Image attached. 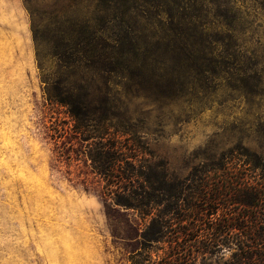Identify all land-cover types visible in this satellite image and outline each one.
<instances>
[{
  "label": "rangeland",
  "instance_id": "1",
  "mask_svg": "<svg viewBox=\"0 0 264 264\" xmlns=\"http://www.w3.org/2000/svg\"><path fill=\"white\" fill-rule=\"evenodd\" d=\"M80 1L0 0V264H141V254L159 260L169 248L153 241L160 230L154 220L165 206L154 205L151 216L143 218L139 210L114 204L110 192L118 194L124 184L93 173L91 155L99 148L97 142L76 138L72 130L110 125L92 120L97 118L78 125L64 104L49 97L64 93L63 86H54L62 75L59 61L51 55L49 25L57 11L65 13ZM260 3L236 0L249 23L245 45L261 59L254 90L232 89L235 83L229 77L219 78L210 84L211 97L200 94L161 103L128 92L121 78L108 82L116 106L108 115L122 121L110 127H133L142 135L144 159L155 178L152 186L132 182L126 186L128 191L163 192L161 180L167 175L176 182L186 181L189 194L205 176H216L215 171L206 172L212 165L237 167L238 174H232L235 182L260 177L243 159L227 163L224 158L242 143L264 159V9ZM35 30L45 57L43 68L37 58ZM223 184L221 179L212 181L213 195ZM219 199L213 204L218 213L209 219L205 216L202 224L189 211L171 214L172 239L185 240L184 226L197 235L198 229L205 232L206 224L226 220L235 212L245 214L239 206L226 205L227 198ZM183 215L189 220L182 222ZM220 252L199 261L226 264L230 259L224 261Z\"/></svg>",
  "mask_w": 264,
  "mask_h": 264
},
{
  "label": "trees",
  "instance_id": "2",
  "mask_svg": "<svg viewBox=\"0 0 264 264\" xmlns=\"http://www.w3.org/2000/svg\"><path fill=\"white\" fill-rule=\"evenodd\" d=\"M260 2L264 9V0ZM52 21L51 55L59 61L62 75L54 86H63L64 93L49 97L64 104L78 125L90 118H97L92 120L103 125L122 123L108 115L116 107L108 87L114 78L123 79L128 92L161 103L200 94L211 97L214 91L210 84L219 78L229 77L235 83L230 85L232 89L258 87L257 67L261 59L245 45L249 23L236 0H81L65 13L57 11ZM34 40L43 68L45 57L36 30ZM96 100L98 105L94 104ZM110 126H80L72 130L76 138L97 142L99 148L91 155L93 173L124 184L119 187V193L123 191L124 195L110 192L114 204L139 210L143 218L151 216L154 205L165 206L160 218L154 220L160 230L153 241L168 244L169 248L159 260L141 254V264H201L199 259H209L225 247L234 249L226 264H264L261 155L239 143L224 157L227 163L243 159L245 166L258 173V179L241 177L235 182L232 174H238L237 167L222 169L212 165L206 172L215 171L216 178L205 176L189 194L186 181L176 182L167 175L161 180L165 185L163 192L142 194L128 191L126 186L139 181H143L141 186H152L155 180L152 167L144 159L143 137L133 127ZM124 148L129 151L120 152ZM219 179L224 184L213 195L212 181ZM222 197L227 198L226 205L239 206L245 214L235 212L226 220L206 224L205 232L199 233L198 229L197 235L184 226L181 234L185 242L172 239L171 214L189 211L193 220L202 224L205 216L209 219L218 213L213 204ZM189 218L183 215L180 220L186 222Z\"/></svg>",
  "mask_w": 264,
  "mask_h": 264
},
{
  "label": "clouds",
  "instance_id": "3",
  "mask_svg": "<svg viewBox=\"0 0 264 264\" xmlns=\"http://www.w3.org/2000/svg\"><path fill=\"white\" fill-rule=\"evenodd\" d=\"M234 249H229V248H222L221 252L219 255L223 258L224 261H227L231 258L232 252Z\"/></svg>",
  "mask_w": 264,
  "mask_h": 264
}]
</instances>
